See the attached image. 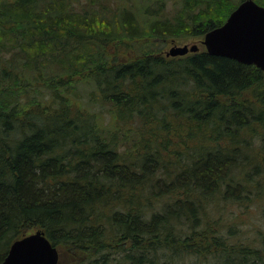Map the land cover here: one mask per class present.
I'll list each match as a JSON object with an SVG mask.
<instances>
[{"label":"trees","instance_id":"1","mask_svg":"<svg viewBox=\"0 0 264 264\" xmlns=\"http://www.w3.org/2000/svg\"><path fill=\"white\" fill-rule=\"evenodd\" d=\"M165 1L0 0V262L41 229L78 264H264V235L241 243L203 209L264 163V71L161 54L241 0L160 17Z\"/></svg>","mask_w":264,"mask_h":264},{"label":"water","instance_id":"2","mask_svg":"<svg viewBox=\"0 0 264 264\" xmlns=\"http://www.w3.org/2000/svg\"><path fill=\"white\" fill-rule=\"evenodd\" d=\"M211 55L253 64L264 71V5L255 0H241L227 19L208 30L202 39ZM199 46L173 45L167 55L196 52ZM60 253L41 229L13 240L0 264H59Z\"/></svg>","mask_w":264,"mask_h":264},{"label":"rangeland","instance_id":"3","mask_svg":"<svg viewBox=\"0 0 264 264\" xmlns=\"http://www.w3.org/2000/svg\"><path fill=\"white\" fill-rule=\"evenodd\" d=\"M120 0H108V4L111 7L114 6L115 3H118ZM124 1V0H123ZM142 3V1H139ZM137 2V3H139ZM178 0H166L163 6V10L158 12L160 17L172 16V12L174 7L177 5ZM239 3V2H238ZM157 13V15H158ZM157 15L155 17H157ZM148 18L147 13L145 16ZM203 35L200 36H190V37H170L164 41L162 44L161 54L165 57H175L171 55H167L166 52L173 45H192L197 44L199 46L198 50H205V46L202 43ZM125 46V45H124ZM120 46L117 49V53L119 54V58H123V52ZM127 47V46H125ZM197 50V51H198ZM192 53V52H188ZM186 53V54H188ZM182 56V55H178ZM245 132V131H244ZM245 133V138L250 140V148L248 147L247 151V159L250 160V164L254 162L255 156L258 157L259 151H257L260 147L259 145V137L256 135L260 133V130L256 132V130H247ZM264 158V156H263ZM264 163H262V167L260 166L257 170L251 168L252 165L247 167L245 173H242L241 176L235 178L239 184H236L240 187V190L234 189V194H225V197L218 194L213 200H207L203 203L204 209V217L208 219L211 224H215L214 221L218 225H214L215 228L220 229L223 233L228 234V232L232 228L233 239L237 240L241 243H255L259 245V241L261 237L264 235ZM252 172L251 175H248ZM255 177L256 179L253 182H248L247 177ZM260 182V183H259ZM235 183V180L234 182ZM239 190V191H238ZM243 190L247 196L244 198L240 196V199H236L235 196ZM60 253V262L59 264H78L79 261L74 260L73 256L65 247L57 246ZM202 263V262H201ZM200 263V264H201ZM202 264H207L203 262Z\"/></svg>","mask_w":264,"mask_h":264}]
</instances>
